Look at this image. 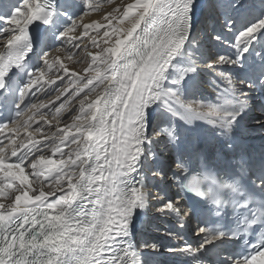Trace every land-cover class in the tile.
Instances as JSON below:
<instances>
[{
  "label": "snow or ice",
  "instance_id": "obj_1",
  "mask_svg": "<svg viewBox=\"0 0 264 264\" xmlns=\"http://www.w3.org/2000/svg\"><path fill=\"white\" fill-rule=\"evenodd\" d=\"M82 2L85 11L88 0ZM237 2L242 10V0ZM195 6L196 0H134L123 7L119 18L122 26L113 28L114 46L102 49L101 62L106 67L102 72L97 71L94 79L85 77L87 83L80 91L94 92L98 84L105 81L107 84L94 99L90 100L88 93L80 99L83 123L68 125L75 129L74 133L63 131L60 144L68 150L62 151L60 144L54 148V154L60 153L61 159L37 156L28 149L17 157V163L6 164L4 149L0 148V173L5 178L19 180L21 188L17 192L28 183L22 164L30 167L34 175L43 172L46 177L55 179L54 188L47 193L39 190L38 194L29 195L28 191H23L7 206L0 203V264H139L136 254L124 241L129 235L131 216L137 207L144 206L147 191L137 186L125 189L124 184L130 183V177L136 173L144 144H151L162 136L170 144L179 141L173 128H161L153 123L151 105L159 102L162 111L172 118H181L189 125L200 120L225 136L231 133L232 124L240 115V110H230L233 101L224 97L219 98L218 105L185 100L179 91L183 75L164 84L170 62L190 33ZM54 14L47 0H23L6 18L10 27H0V34L7 37L0 49V88L5 87L10 71L19 69L32 49L29 25L35 21L49 24ZM76 18L63 30L61 37L77 26ZM231 24L229 21V26ZM257 34H264V18L236 34L232 41L235 57L218 56L207 66L238 63L248 52L251 42L257 39ZM104 36L108 37L109 33L105 32ZM44 63L48 64L47 59ZM196 67L199 65L193 62L188 71L194 72ZM39 71L38 77L36 71L29 72L25 85L18 92L21 103L17 104V116L32 85L43 79L44 70ZM217 75L229 91L235 87L237 82L228 74L217 72ZM247 86L252 87L251 84ZM64 91L67 92V88ZM71 95L74 93L69 98ZM237 105L239 109L247 106L246 93L239 94ZM56 111L60 112V108ZM71 119L77 121L80 116ZM16 153L17 149L13 148L12 156ZM176 166L183 168L184 165L178 162ZM65 180L66 189L61 183ZM191 190L200 191L198 187ZM56 192L61 194L49 202L48 197ZM157 211L170 212L181 221L189 214V209L180 208L179 202L173 200L165 201ZM198 231L204 233L206 229ZM223 236L224 233L206 236L200 248ZM261 240L264 241V237ZM149 247L156 250V245ZM254 248L250 256L233 264H264V243ZM199 250L181 249L193 254Z\"/></svg>",
  "mask_w": 264,
  "mask_h": 264
},
{
  "label": "bare ground",
  "instance_id": "obj_2",
  "mask_svg": "<svg viewBox=\"0 0 264 264\" xmlns=\"http://www.w3.org/2000/svg\"><path fill=\"white\" fill-rule=\"evenodd\" d=\"M65 1L68 5L73 4L74 6H76V0H65ZM242 1L245 3L247 0H242ZM123 3H125V4L129 3V1H126ZM202 3H203V0H196V6H195V9L193 11V17H192V27H191L190 33L187 36L186 41L184 43V45H188V49H186V47L183 49V52L185 55H187V58L181 57L179 55V52H178V54L170 62L169 68L166 70V73H165L166 77H167L168 71H170L171 68L176 71L175 74H179L181 76L183 69L191 68V67H189V65L187 63L188 61L194 62L195 64L200 65V66L206 65V62L203 63V58L205 56L204 47L207 48V47L211 46L209 44L210 41L208 40L210 37L206 36V35L201 36L202 34L199 32L196 34V36L193 35V29L196 27V25L202 24V21L200 22ZM243 5H246V4H243ZM247 5L248 6L245 8L244 11H246V12L252 11L251 9L253 8V6L250 7L249 3ZM101 8H103V7H101ZM101 8H100V10H101ZM114 9L115 8L103 10V12H101V13H99V12L97 13L96 9H94V13L91 14L92 16H90L89 18L87 17V19L84 20V22L81 24V26L77 30H75V31L73 30V32H71L72 35H71V33L65 37H61V35H60L59 44L56 47H54L53 50L46 52V55L43 56V60L45 61V59H47L48 64L45 65V63H43V65L40 69L44 70V68L46 66H49V69L46 72H49L50 70H52V73L46 74V72L44 71L43 79L39 80V82L37 84L32 85V87H35L36 91L39 93L40 99L42 98V95L44 93H53V91H56V90H54L56 88V85L61 84V82L63 81V76H64V74H66V72H74L77 70V66L75 65V59L81 53L83 54L85 52L84 51L85 48H87V47L90 48L91 45L94 43H100V40L96 41V39L99 37V35L96 34V32H98V30L100 29L99 27H102L101 29H103V28L106 29V27L109 25V24H107V22L110 19H115V21L113 23L114 28L117 26H122V22L120 21L119 18L122 15L123 11L118 13V11H114ZM209 10L211 12V8H209ZM60 12H61V15H64V17H66V18L68 17L66 15V13H64L61 9H60ZM250 14H251V12L248 14V17H250L249 16ZM227 15L228 14H226L225 16H227ZM236 16H237L236 13H232V18L230 20L232 22V24H231V26H229V24H227V27H228L227 28V34H226L227 36H229V32H233L235 34L237 32V30H236V32H234L235 29L232 28L235 25L233 18L235 19ZM239 16H240V13L238 14V17ZM210 19L211 20L209 22L211 24H213V22H216V24L218 23V21L215 19L214 16H212ZM59 25L60 24H59V19H58V21L56 23V27H58ZM93 37H96V38L93 39ZM219 37L220 36L217 34L215 36V41H217L216 38H219ZM222 37H223V35H222ZM104 38H108L109 40L107 41V44H101L99 46L100 49L104 48L105 46H108V47L114 46L115 35L113 34V31L112 32L110 31L109 36L108 37L104 36ZM6 39H7V37L5 36V38L0 41V49H2L3 44L6 41ZM220 39H221L222 43L218 48L220 49L222 47V45L224 43H226V45H223L224 47H222V48L223 49H229L230 48L229 43H231V41L227 42L226 37L220 38ZM256 40L257 41L259 40V42H261V44L259 46L257 45L258 47H256V46H254V41H253V43L251 42L248 52L244 53L246 55V57H243V59L240 60L238 63H236V64L226 63L225 65L216 64L215 66H219L220 72L228 74L230 79H232L230 76V73H232L236 69L240 70V71L243 70L245 65L251 66L256 62L258 64H261V66H264V34H261V35L257 34ZM215 41H213V43H216ZM216 44L218 45V42ZM97 45H99V44H97ZM57 49H60V50L57 51ZM220 50H222V49H220ZM75 51L79 52V53L73 59V58H71V56L75 53ZM218 54H219V52H218ZM84 55H85V53H84ZM93 57H94L93 54L90 55L88 60L93 59ZM215 59H216V57H213V59L211 61H214ZM191 65L192 64H190V66ZM196 69H198V71L201 70L199 67H196ZM262 69H264V68H262ZM201 72H202V75H200V76H202L203 78L211 79V76L209 75L208 71H201ZM36 75H37V77L40 75L39 70L36 72ZM195 81L197 83L200 82V79L197 75H195V77L192 80L183 81L181 83V88H183V91H184V93L183 92H181V93L183 94V97L185 100L190 99L189 95L192 96L193 91L195 89ZM233 81H235L237 83L231 91H229V89L227 88L224 80L221 79V81L214 82L211 86H208L206 91L204 92V94H205V97L211 99L214 102V104H217V105L220 103V99H219L220 97H224L226 99H230L233 101V106L230 108V110L231 111L240 110V115L236 118V120L232 124V126L235 127V126L241 125V123H240L241 119L246 118L250 115L256 114V112H253V110H252L253 103L256 100H253L251 98L252 97L251 95H255L256 93L253 91L249 92L250 87H248L247 84L239 83L240 81H236V80H233ZM167 83L168 82L166 80L164 82V84L167 85ZM106 84H107V81H106ZM105 85H103V88ZM191 85H193V86L191 87ZM103 88L97 94L102 93ZM63 90H64V87H61L60 91H58L57 93L55 92L56 94L54 93V95L52 97L43 99L42 101H40L37 104V106L35 104H32V106L35 105L36 107L33 108L31 106L30 109L25 114H23L22 117L19 118V120L14 125H12L11 127L8 128V131L12 132V136L16 135L15 137H12V140L10 141L9 146H13L17 141H19L18 136H17L18 133H21L22 130H26V129L30 128V126H29L30 120H32L37 115H41V114L49 112L48 110L53 105H55V103L60 99V97H62L63 93H65V92H63ZM240 93H246V104H247V106L244 107L243 109H239V107L237 105V99H238ZM184 94H186V95H184ZM94 97L92 99H94ZM41 105H43V106H41ZM155 106H160L159 102L151 105V114H152L153 120L155 119V115L158 113L157 112L158 110L156 108H154ZM165 118L166 119L167 118L172 119V124L169 126V128L176 127V128H174V133L179 137L178 143L172 144L174 147V153L172 152L173 153V162L175 164H177L179 162V163H183V165H185V163L188 160H190L192 153L194 152L193 151L195 148L194 142H196V139H197L196 133L193 129V123L191 125L186 124L183 119H181V118H175L174 119L171 117V115L169 113H166ZM197 121L198 120H195L193 122H197ZM177 124H179V125L177 126ZM32 126L33 125H31V127ZM182 126L186 127L187 130L183 129ZM258 126H259V124L256 122V120H253V122L249 124V129L252 131H256L259 129V133L255 135V138L259 139L261 142H264V127H258ZM149 134H150V132H149ZM35 137L29 136L25 140L30 141L31 139H33ZM161 139L168 142L167 139L164 138L163 136L161 137ZM186 143L190 145V148H191L190 151H188L186 149L187 148ZM153 144H154V142H152L151 144H144L143 145V148H144L143 154L146 153V150H148V153H146L145 156L143 154L141 155V157L138 161V168H137L136 173H134L130 177V183L126 182L124 184L125 189H127V187H129V186H137V187H143L147 191L144 206L143 207H137L131 216L128 237L135 235L134 241L141 244L140 246L143 247V248H141V249H144L143 251L153 252L154 250L149 246L150 245H156L157 251L167 253L171 250L164 249V247L166 246L168 241L171 239V236L166 232V230L164 228L166 227L165 220L167 218H169L170 212H157L156 214H154V217H151L152 214H149L148 216L142 215L144 210H146V209L147 210L151 209L152 211L157 210L165 202L163 200L165 189L162 191L161 187L159 185H157V183H158L157 181H159L158 177L160 176L162 179L163 174L161 172L158 173V169H157L154 171L155 172V177L153 176L154 178L150 175V168H153L152 167L153 164L155 165V167H158L160 165L161 160H163L162 155L158 154V151L156 149H153ZM21 146L22 145H17L15 147V149H17V152L20 150L21 151L24 150V147H21ZM30 147H32V144ZM2 148H8V147L6 145V146H3ZM149 149L152 150V154L149 153L150 152ZM143 157H144V159H143ZM11 162H12L11 160L5 161L6 164H11ZM180 169H183V168H180ZM143 170H146V172L149 173V177L143 175V176H145V178L142 177L140 179V175L142 174ZM178 170H175L176 173ZM13 171H18V170L13 169ZM24 174L26 176H28V183L26 184L28 187H25V185H24L23 188L21 189V191L17 192V189L21 188L19 180L15 179L13 177L5 178V177H3V174L0 173V203H3V204H5V206H7V204L10 201H14L15 195L22 194L23 191H28L29 195H33V194H38L37 191L39 188H44L46 193L49 192V190L54 188V185H55L54 177H46V175L43 172L39 176L34 175L30 167H28V170H24ZM157 174L159 176H156ZM40 176H45L46 182L41 184V185L38 184L37 188H35L34 187L35 184H33V182L36 179H38ZM150 176L152 177L151 179H150ZM161 181H163V180H161ZM61 183L65 184V183H67V181L66 180L61 181ZM9 185H11V187H9ZM162 186H164L163 182H162ZM65 188H66V185H65ZM33 190H35V192ZM152 191L156 192V196L154 198V200H156V201H152V200L148 201V194H150V192H152ZM53 197L54 196H49L48 201L52 202L55 199ZM154 202H156V203H154ZM151 204H153V206ZM50 213H54V210H50ZM172 216H173L172 218L174 220L173 222L179 223L181 221V220H179L178 216H176L174 214H172ZM148 226H150L153 229H150V227H148ZM146 230H147V233L149 230L150 235L145 233ZM144 234H146V235H144ZM147 238L150 241H147L146 240ZM142 239H144V240H142ZM141 240L144 243H148L151 241H152V243H150L148 246H146L145 244L142 245ZM171 242H172V240H171ZM134 253L136 254V258L139 260V264H160V261H158L156 259L157 257L155 255H151L148 253L142 255V252H138V251H135ZM166 256H171V255H166Z\"/></svg>",
  "mask_w": 264,
  "mask_h": 264
},
{
  "label": "rangeland",
  "instance_id": "obj_3",
  "mask_svg": "<svg viewBox=\"0 0 264 264\" xmlns=\"http://www.w3.org/2000/svg\"><path fill=\"white\" fill-rule=\"evenodd\" d=\"M122 1L123 0H88L87 10L82 11L80 16L76 20L77 26L73 30L74 31L77 30L81 26V24L84 22V20L87 19V17L89 18L90 16H92L91 14L94 13V9H96L97 13L98 12L101 13V12H103V10L115 8L114 11H118V13H120L123 11V7L126 6V4H128V3L125 4L123 2H126V1H129V3L134 2V0L133 1L132 0H124L123 2ZM214 1H215L214 2L215 5L218 7V9H220V11L224 15L228 14L224 18V21H226V23H228L229 20H231L232 13H236V15H238L239 13L240 14L246 13V11H244L243 9H242L243 12H241L242 10L239 8L237 0H214ZM244 4H246V3H244ZM233 5H236V7H234ZM252 5L254 6L251 9L252 11H250L252 15L251 14L249 15L250 16V17H248L249 20L246 23L241 24L240 21L244 22V20H242V17L239 16L240 20L237 22V25L239 27L235 28V31H234V32H236V30H237L236 34L241 29L247 27L249 24H252V23L260 20L261 18H264V0H253V3L250 4V7ZM101 7H103V8H101ZM100 8H101V10H100ZM22 11H23V9H22ZM251 17H252V19H250ZM114 21H115V19H110L107 22V24H109V25L106 27V29L105 28L101 29L102 27L98 26L100 29L98 30V32H96V34H98L99 37L96 39V41L100 40V43H94L91 45L90 48L89 47L85 48V50H84L85 55H84V53L83 54L81 53L79 56H77V54L79 52L75 51V53L71 56V58L74 59V57L77 56V58L75 59V65L77 66V70L74 72H66V74H64V76H63V81L61 82V84L56 85V88L54 89L56 91H53V93H50L48 96L41 99V100H43L45 98L52 97L55 92L57 93L58 91H60L61 87H64V89L67 88V92H65L63 90V92H65V93H63L62 97H60V99L55 103V105H53L48 110L49 112L35 116L29 122L30 128H28L26 130H22L21 136H20V138H18L19 141H17L16 143L18 145H23L24 151L31 149L32 152L35 153L37 156L45 155L46 158H51L52 160H56V161L61 159L60 153L54 154V148L56 145L60 144V138L63 135V131L68 130L70 133H74L75 129L69 128L68 125H71L73 123H81V124L83 123V115L80 113V104H79L80 99H82L84 97V95L86 93H88L89 99L91 100L103 88V85L106 84V81L104 82V84H98L96 87V90L94 92L89 93L88 89H84V92L80 91V89L83 88L84 84L87 83V80L84 79L85 77L94 79L96 72L97 71L102 72L104 70V68L106 67V65L101 62V53H102L103 48L100 49L99 46L101 44H107V41L109 39L104 38V33L105 32L109 33L110 31L111 32L113 31ZM69 26H71V24ZM73 30L71 32H73ZM71 32H69L68 35ZM234 34L235 33H233V32H229V36L226 35L227 42L231 41V43H229L230 48L229 49H223L222 47H224V46L222 45V47L220 48L222 50H220V53L217 54L216 57H218V56L235 57L237 55L236 51L232 47V41L234 40V38L236 36V34L235 35ZM71 35H72V33H71ZM258 35H261V34H258ZM194 36H196V35H194ZM95 38L96 37H93V39H95ZM220 38H225V37L220 36L219 39L217 38L220 41L218 42V45H216V46L214 45V47H217V46L219 47L221 45V39ZM97 44H99V45H97ZM260 44H261V42H259V40L254 41V46H257ZM105 47H108V46H105ZM92 54L95 57V61L93 59L88 60L89 56ZM106 55L107 54H104L105 57H106ZM214 56L215 55H212V57L210 58V61L206 64V67L210 70L209 72L212 74V76L214 77V79L216 81H218V80L221 81L222 78L217 75V72H220L219 66H215V65H213L212 67L207 66V65L211 64V62H212L211 60L213 59ZM225 64L226 63H221V65H225ZM89 65H91V67H89ZM85 68L88 69L87 72L84 71ZM48 69H49V66H46L44 68V71L46 72ZM175 72L176 71L173 69H170V71H168L167 82H169L173 79H176ZM51 73H52V70H50L49 72H46V74H51ZM96 83L97 82L94 80V84H96ZM73 93H74V95H71V98H69L70 94H73ZM41 100H39L35 105L37 106V104ZM201 102L213 104L210 101V99L205 98V97L202 99ZM62 105H63V107H61ZM214 105H217V104H214ZM57 108H60V112L56 111ZM154 108H157V106H155ZM77 115L80 116V119L77 121H73L71 119V117L77 116ZM164 117L163 116L161 117V113L158 112L155 115L154 120H157V119L166 120V118H164ZM168 121L170 122V124L166 123V126H165L166 128H169V126L172 124V119H168ZM161 123L162 122H160V124ZM155 124H158V123L156 122ZM31 125H33V126L31 127ZM178 125L179 124H177V126ZM174 128H176V127H174ZM37 129H39V131H37ZM151 131H152V125H151ZM53 133H56V135L55 136L52 135ZM29 136H31V137L36 136V137L31 139L30 141H26L25 139ZM31 144H32V147H30ZM60 146H61L62 151L66 152L68 150L67 147H65L64 145L60 144ZM72 147H75V146L73 145ZM3 149H4L3 154L5 155L7 148H3ZM37 149H39V151H37ZM146 153H148L147 150H146ZM146 153H144L143 155L145 156ZM143 159H144V157H143ZM17 162L18 161H12L11 164H14ZM21 167H25L24 170H28V167L24 164H22ZM66 171H67V169H66ZM143 175L149 177V173L146 172V170H143L142 174L140 175V179L142 177L145 178V176H143ZM151 175H154V174L151 173ZM151 178L152 177L150 176V179ZM45 180H46L45 176H40L38 179H36L33 182V184H35L34 187L37 188L38 184L41 185V184L45 183L46 182ZM65 185H66V183H65ZM25 187H28V186L25 185ZM39 190L45 191L44 188H39L37 193L39 192ZM55 194L56 195H54L53 198H56V196H59L61 193L56 192ZM155 196H156L155 191L150 192V194H148V201L151 198H152L151 199L152 201H156V200H154ZM154 203H156V202H154ZM151 205L153 206V204H151ZM142 215H146V213L143 212ZM148 227H150V226H148ZM150 229H153V228L150 227Z\"/></svg>",
  "mask_w": 264,
  "mask_h": 264
},
{
  "label": "clouds",
  "instance_id": "obj_4",
  "mask_svg": "<svg viewBox=\"0 0 264 264\" xmlns=\"http://www.w3.org/2000/svg\"><path fill=\"white\" fill-rule=\"evenodd\" d=\"M209 179L211 180L212 184L215 187L210 188L208 191L200 190L199 192H194V194L201 197V198H205L206 196L210 197L208 202L212 206H214V207L220 206L221 205V198H220L218 189H224V188L232 187V184L228 180L217 181L214 177H209ZM233 190H234V188H233Z\"/></svg>",
  "mask_w": 264,
  "mask_h": 264
}]
</instances>
